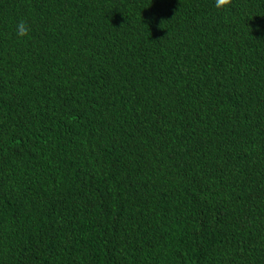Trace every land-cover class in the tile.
I'll return each mask as SVG.
<instances>
[{
	"label": "trees",
	"instance_id": "16d2710c",
	"mask_svg": "<svg viewBox=\"0 0 264 264\" xmlns=\"http://www.w3.org/2000/svg\"><path fill=\"white\" fill-rule=\"evenodd\" d=\"M0 264H264V0H0Z\"/></svg>",
	"mask_w": 264,
	"mask_h": 264
},
{
	"label": "clouds",
	"instance_id": "9594fccd",
	"mask_svg": "<svg viewBox=\"0 0 264 264\" xmlns=\"http://www.w3.org/2000/svg\"><path fill=\"white\" fill-rule=\"evenodd\" d=\"M229 2L230 0H215V6L217 8H223L226 5H228ZM28 33H29V28L26 26L25 22L21 21L20 23L17 24L16 34L18 37H25L28 35Z\"/></svg>",
	"mask_w": 264,
	"mask_h": 264
}]
</instances>
